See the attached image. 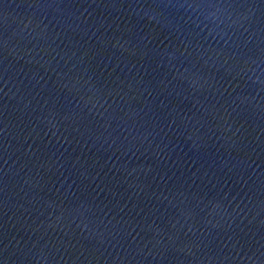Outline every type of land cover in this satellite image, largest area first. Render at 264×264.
Listing matches in <instances>:
<instances>
[{
  "label": "water",
  "instance_id": "95a60500",
  "mask_svg": "<svg viewBox=\"0 0 264 264\" xmlns=\"http://www.w3.org/2000/svg\"><path fill=\"white\" fill-rule=\"evenodd\" d=\"M264 160V0H0V180Z\"/></svg>",
  "mask_w": 264,
  "mask_h": 264
}]
</instances>
